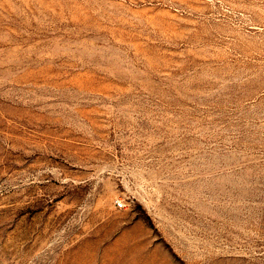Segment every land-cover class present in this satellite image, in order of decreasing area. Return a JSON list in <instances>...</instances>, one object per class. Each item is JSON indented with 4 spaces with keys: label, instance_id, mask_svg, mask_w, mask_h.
Listing matches in <instances>:
<instances>
[{
    "label": "rangeland",
    "instance_id": "374dc122",
    "mask_svg": "<svg viewBox=\"0 0 264 264\" xmlns=\"http://www.w3.org/2000/svg\"><path fill=\"white\" fill-rule=\"evenodd\" d=\"M0 264H264V0H0Z\"/></svg>",
    "mask_w": 264,
    "mask_h": 264
},
{
    "label": "built area",
    "instance_id": "2783aa9c",
    "mask_svg": "<svg viewBox=\"0 0 264 264\" xmlns=\"http://www.w3.org/2000/svg\"><path fill=\"white\" fill-rule=\"evenodd\" d=\"M117 205L118 206H121L122 205V202L121 201H117Z\"/></svg>",
    "mask_w": 264,
    "mask_h": 264
}]
</instances>
